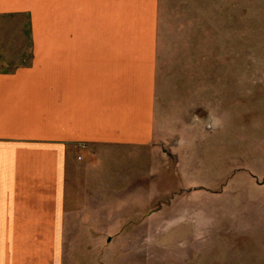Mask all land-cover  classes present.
Masks as SVG:
<instances>
[{"label": "crops", "instance_id": "0c3cea01", "mask_svg": "<svg viewBox=\"0 0 264 264\" xmlns=\"http://www.w3.org/2000/svg\"><path fill=\"white\" fill-rule=\"evenodd\" d=\"M8 17L29 31L0 64V264H58L68 194L123 198L129 152L176 142L162 127L192 124L207 76L165 59L160 0H0Z\"/></svg>", "mask_w": 264, "mask_h": 264}, {"label": "rangeland", "instance_id": "374dc122", "mask_svg": "<svg viewBox=\"0 0 264 264\" xmlns=\"http://www.w3.org/2000/svg\"><path fill=\"white\" fill-rule=\"evenodd\" d=\"M24 18H0L9 70ZM160 40L173 71L206 72L193 117L207 120L209 109L224 123L162 127L176 142L164 136L121 160L123 198L68 194L58 264H264V0H160Z\"/></svg>", "mask_w": 264, "mask_h": 264}, {"label": "clouds", "instance_id": "9594fccd", "mask_svg": "<svg viewBox=\"0 0 264 264\" xmlns=\"http://www.w3.org/2000/svg\"><path fill=\"white\" fill-rule=\"evenodd\" d=\"M208 112V118L207 120H201L199 117H193V122L200 123L202 122L205 126V128L213 130L216 128H219L224 123V117L215 114L214 110L206 109Z\"/></svg>", "mask_w": 264, "mask_h": 264}]
</instances>
